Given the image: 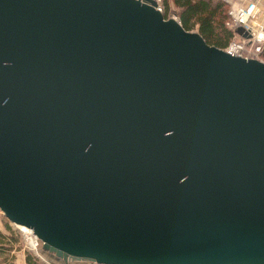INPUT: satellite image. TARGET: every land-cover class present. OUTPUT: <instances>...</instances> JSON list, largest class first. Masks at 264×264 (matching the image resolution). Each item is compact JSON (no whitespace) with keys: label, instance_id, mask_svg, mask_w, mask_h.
<instances>
[{"label":"water","instance_id":"water-1","mask_svg":"<svg viewBox=\"0 0 264 264\" xmlns=\"http://www.w3.org/2000/svg\"><path fill=\"white\" fill-rule=\"evenodd\" d=\"M157 0H0V208L52 264H264V60Z\"/></svg>","mask_w":264,"mask_h":264},{"label":"trees","instance_id":"trees-1","mask_svg":"<svg viewBox=\"0 0 264 264\" xmlns=\"http://www.w3.org/2000/svg\"><path fill=\"white\" fill-rule=\"evenodd\" d=\"M172 4L183 25L187 29L197 28L212 44L226 47L234 37L244 34L241 26L232 25L230 5L224 0H164L167 17L172 15L169 14ZM260 56L264 57V46ZM4 222L10 233L0 229V264H16V253L12 252L19 249L17 244L21 243L22 235L19 229L10 225L8 219ZM26 261L28 264H48L30 250H26Z\"/></svg>","mask_w":264,"mask_h":264},{"label":"built area","instance_id":"built-area-1","mask_svg":"<svg viewBox=\"0 0 264 264\" xmlns=\"http://www.w3.org/2000/svg\"><path fill=\"white\" fill-rule=\"evenodd\" d=\"M157 2V7L164 11L161 0H157ZM229 13L232 25L241 26L244 34L232 39L227 45V49L234 54L259 58L260 51L264 46V24L259 19L260 7L257 0H234L230 4ZM173 15L178 17L177 14ZM14 224L22 231L28 248L35 249L44 261L52 264L43 253V241L35 234L34 230L26 225Z\"/></svg>","mask_w":264,"mask_h":264},{"label":"rangeland","instance_id":"rangeland-1","mask_svg":"<svg viewBox=\"0 0 264 264\" xmlns=\"http://www.w3.org/2000/svg\"><path fill=\"white\" fill-rule=\"evenodd\" d=\"M225 2H228L229 3V5L231 4V2L233 1L234 2V0H224ZM161 3H162V5H163V9H164V0H161ZM169 14H172L171 16H174L173 14H177V12H176V7H175V5L174 4H172L171 5V8H170V13ZM179 17V16H178ZM231 22V21H230ZM194 29H196L197 30V28H194ZM235 38V37H234ZM233 38V39H234ZM226 49H227V46L225 47ZM228 50V49H227ZM259 58H261V59H263L264 60V57L263 56H260ZM6 219H8L7 218V216L4 214V212L2 211V209L0 208V221H5ZM9 220V219H8ZM10 221V225L12 226V227H15V228H17V229H19L18 227H16L15 226V224L11 221V220H9ZM19 231H20V229H19ZM20 233H21V235H23V233H22V231H20ZM21 238H22V236H21ZM17 247H19V249L18 250H14V252H12V253H16V256H17V253H21V252H25V250H30V251H32L34 254H36V255H38L37 254V252L35 251V249L33 250V249H29L28 248V245H27V241H25V239H24V235H23V238H22V240H21V243L20 244H17ZM39 256V255H38ZM41 258V257H40ZM42 259V258H41ZM14 260L16 261V258H14ZM43 260V259H42ZM44 261V260H43ZM44 262H46V261H44ZM47 263V262H46ZM17 264V263H16ZM48 264H50L49 262H48Z\"/></svg>","mask_w":264,"mask_h":264},{"label":"crops","instance_id":"crops-1","mask_svg":"<svg viewBox=\"0 0 264 264\" xmlns=\"http://www.w3.org/2000/svg\"><path fill=\"white\" fill-rule=\"evenodd\" d=\"M257 3L260 7L259 19L264 24V0H257ZM0 229L5 233H10V230L8 229L4 221H0ZM22 238H23V235H22ZM15 262L17 264H28L26 261V250L25 252L17 253ZM76 264H95V263L82 262V263H76Z\"/></svg>","mask_w":264,"mask_h":264},{"label":"bare ground","instance_id":"bare-ground-1","mask_svg":"<svg viewBox=\"0 0 264 264\" xmlns=\"http://www.w3.org/2000/svg\"><path fill=\"white\" fill-rule=\"evenodd\" d=\"M22 225V224H21Z\"/></svg>","mask_w":264,"mask_h":264}]
</instances>
